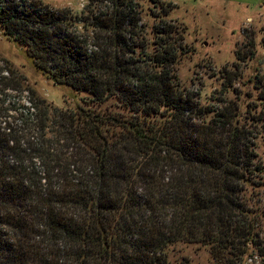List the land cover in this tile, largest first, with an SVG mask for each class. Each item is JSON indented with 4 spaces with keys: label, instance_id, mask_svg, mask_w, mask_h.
I'll list each match as a JSON object with an SVG mask.
<instances>
[{
    "label": "trees",
    "instance_id": "trees-1",
    "mask_svg": "<svg viewBox=\"0 0 264 264\" xmlns=\"http://www.w3.org/2000/svg\"><path fill=\"white\" fill-rule=\"evenodd\" d=\"M111 3L89 48L71 29L85 16L0 0L1 34L83 95L73 110L0 106V264H171L178 243L220 264L262 256L264 168L249 126L179 87L168 6L147 28L131 0Z\"/></svg>",
    "mask_w": 264,
    "mask_h": 264
},
{
    "label": "rangeland",
    "instance_id": "rangeland-1",
    "mask_svg": "<svg viewBox=\"0 0 264 264\" xmlns=\"http://www.w3.org/2000/svg\"><path fill=\"white\" fill-rule=\"evenodd\" d=\"M40 1L53 9H68L85 16L83 22H75L71 29L89 48H93L91 45L99 35L90 23L94 17L103 18L112 9L111 0ZM131 1L138 26L145 24L147 28L158 22L159 17L155 15L160 14V4L169 7L163 19L181 31L178 42L175 36L174 40H169L180 45L172 67L179 87L192 92L194 101L201 107L223 112L227 103L230 104L233 112L249 126L254 136L255 162L264 168V103L258 100L261 93L258 83L264 86V0ZM145 37L150 38V35L146 33ZM227 77L235 78L227 83ZM82 96L53 85L37 73L24 51L0 32L2 108H16L40 100L45 106L73 110ZM7 114L15 113L10 110ZM257 190L264 200V188L260 186ZM259 227L264 242V219L260 220ZM169 252L171 264H220L200 244L178 243ZM242 264H264V253L258 256L252 251Z\"/></svg>",
    "mask_w": 264,
    "mask_h": 264
}]
</instances>
